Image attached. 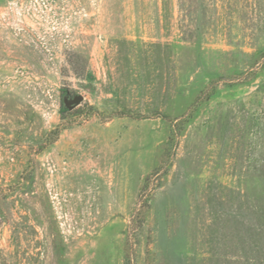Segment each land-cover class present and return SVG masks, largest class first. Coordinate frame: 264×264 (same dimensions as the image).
Wrapping results in <instances>:
<instances>
[{
	"label": "rangeland",
	"instance_id": "1",
	"mask_svg": "<svg viewBox=\"0 0 264 264\" xmlns=\"http://www.w3.org/2000/svg\"><path fill=\"white\" fill-rule=\"evenodd\" d=\"M0 264H264V0H0Z\"/></svg>",
	"mask_w": 264,
	"mask_h": 264
},
{
	"label": "trees",
	"instance_id": "2",
	"mask_svg": "<svg viewBox=\"0 0 264 264\" xmlns=\"http://www.w3.org/2000/svg\"><path fill=\"white\" fill-rule=\"evenodd\" d=\"M206 98H210V97H206ZM201 100V99H198ZM196 111H191L188 114H185L184 116H182L178 122H176L173 127H172V133L176 136V135H180L182 134V132L185 130L186 126L188 124H190V122L193 120V118L195 117V113Z\"/></svg>",
	"mask_w": 264,
	"mask_h": 264
},
{
	"label": "water",
	"instance_id": "3",
	"mask_svg": "<svg viewBox=\"0 0 264 264\" xmlns=\"http://www.w3.org/2000/svg\"><path fill=\"white\" fill-rule=\"evenodd\" d=\"M83 99L84 98L82 96H76L71 101L65 100V103L70 109H73L76 105H79Z\"/></svg>",
	"mask_w": 264,
	"mask_h": 264
}]
</instances>
